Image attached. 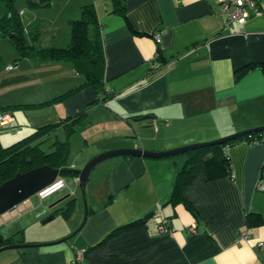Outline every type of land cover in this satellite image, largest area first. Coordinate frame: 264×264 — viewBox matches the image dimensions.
I'll return each mask as SVG.
<instances>
[{"label":"crops","instance_id":"crops-1","mask_svg":"<svg viewBox=\"0 0 264 264\" xmlns=\"http://www.w3.org/2000/svg\"><path fill=\"white\" fill-rule=\"evenodd\" d=\"M120 2L124 15L113 10L111 0L16 4L24 24L36 30L39 45L61 47L70 41L68 20L92 3L100 25L105 88L114 95L91 106L95 91L84 87L48 105L12 109L51 100L79 86L83 77L66 61L19 58L11 43L0 39V112L9 110L13 116L0 125L1 146L84 109L79 130L69 137V148L79 144L77 157L69 160L68 151L73 169L107 150L164 151L264 126V14L223 27L215 0ZM5 9L0 7V13ZM158 48L164 62L156 67ZM136 114L153 119L129 118ZM58 133L63 139L64 130ZM227 155L230 177L197 178L184 189L196 215L168 201L185 162L181 153L119 156L97 164L84 186L83 225L77 175L58 176L53 188L60 190L46 205L26 200L20 213L0 219V240L49 243L80 229L54 245L4 249L0 264H264V142L239 143ZM69 202L64 226L41 225L42 216ZM62 207L53 210V217ZM148 213L144 226L91 247L109 231ZM162 220L170 232L157 231ZM33 225L36 230L28 231ZM243 231L246 238L240 237ZM78 250L86 253L73 263Z\"/></svg>","mask_w":264,"mask_h":264},{"label":"trees","instance_id":"trees-1","mask_svg":"<svg viewBox=\"0 0 264 264\" xmlns=\"http://www.w3.org/2000/svg\"><path fill=\"white\" fill-rule=\"evenodd\" d=\"M5 4V11L0 13V39H7L17 51L19 58H37L40 60L66 61L72 64L76 71L83 77V82L64 93L37 104L19 105L16 108L41 107L64 98H67L84 87H92L95 91V99L89 104L103 103L111 98L105 88L104 67L105 58L94 6L85 3L80 7L79 15L68 20L70 29V41L61 47H43L38 43L36 30L29 29L23 22L15 0H0ZM32 6H47L50 0H27ZM113 10L124 15L120 0H111ZM164 62L160 49L153 59L156 67ZM84 109L76 115L68 116L58 122H51L34 128L26 136L7 145H0V184L14 176L17 172H25L35 167L48 165L57 169H64L61 175L75 176L67 162L69 151V137L77 132L86 115ZM141 114L131 115L129 118L138 119ZM64 130V138L57 136V130ZM251 131L236 138L223 142L204 145L188 149L181 153L185 156L184 165L177 171L174 184L169 197V203L182 204L196 215L193 206L183 197V191L194 179L211 181L219 177L232 175L230 159L227 156L228 148L239 143H255L260 140V132ZM71 170V171H68ZM71 210V203L60 208V213L67 217ZM149 213L127 224L109 231L99 242L91 247H100L109 239L124 231L140 228L145 225ZM248 225L251 223L247 220ZM22 243V239L15 241L12 237L0 240L1 245ZM86 251L84 250V255Z\"/></svg>","mask_w":264,"mask_h":264},{"label":"water","instance_id":"water-1","mask_svg":"<svg viewBox=\"0 0 264 264\" xmlns=\"http://www.w3.org/2000/svg\"><path fill=\"white\" fill-rule=\"evenodd\" d=\"M153 119L152 115H144L139 118L140 122L148 121ZM264 130V126H259L247 130L238 131L236 133L230 134L228 136L205 141L199 143H193L184 145L181 147L164 150V151H149V150H142L138 148H119V149H112L107 150L102 153L97 154L93 158H91L82 168L80 169H73L72 171L77 175L78 185L81 188L82 194L84 196V186L87 182V179L90 175L92 169L99 164L100 162L114 158L119 156H145V157H165L170 155H177L180 153L185 152L188 149H193L197 147H201L204 145H209L213 143L223 142L229 139L236 138L244 133L251 132V131H258ZM64 169H57L50 167L48 165H42L39 167L32 168L25 172H17L14 174L13 177L5 180L0 184V215L11 209L17 204H20L23 201H26L30 196L41 193L46 190H53L55 187L54 185L57 184L56 179L63 172ZM71 171V170H68ZM53 188V189H52ZM85 206V214L82 220L81 225L84 224L87 216ZM53 218V215H50L46 218L45 221L50 220ZM81 226H79L74 233H76ZM72 233L70 236L62 238L55 242L49 243H12L7 244L4 246H0V252L4 249L9 248H28V247H36V246H48L54 245L60 242H64L69 239L71 236L74 235Z\"/></svg>","mask_w":264,"mask_h":264},{"label":"built area","instance_id":"built-area-1","mask_svg":"<svg viewBox=\"0 0 264 264\" xmlns=\"http://www.w3.org/2000/svg\"><path fill=\"white\" fill-rule=\"evenodd\" d=\"M215 2L217 5V13L223 18V27H229L233 23L243 24L251 16L264 14V6H262L260 0H215ZM154 37L157 42L160 41L158 34H155ZM8 68H12V66L9 65ZM12 119L13 116L9 110L0 112V125L8 124ZM256 142H264V130L260 132V140L255 141V143ZM257 186L262 188L261 184ZM25 208L26 201H23L0 215V219L18 214ZM156 229L159 233H168L171 231L167 225V220L160 221ZM240 237L246 238L247 232L243 231ZM260 245L264 246V242H261ZM83 258L84 251L78 250L75 254L73 263L81 262Z\"/></svg>","mask_w":264,"mask_h":264},{"label":"rangeland","instance_id":"rangeland-1","mask_svg":"<svg viewBox=\"0 0 264 264\" xmlns=\"http://www.w3.org/2000/svg\"><path fill=\"white\" fill-rule=\"evenodd\" d=\"M22 0H15V4H17V5H19V3L21 2ZM4 2H1L0 1V7H2V6H5L4 4H3ZM16 5V6H17ZM5 11V10H4ZM10 44V43H9ZM41 45V44H40ZM55 46H57V45H55ZM60 135V133H58V137H60L59 136ZM62 136V135H61ZM64 136V135H63ZM22 138V137H21ZM74 143H71V145H70V148H69V160L71 159V158H73V157H77V152H79L78 151V149H79V144H77V145H73ZM84 166V165H83ZM82 166V167H83ZM60 176V175H59ZM68 175H61V177H64L65 179H67L68 177H67ZM78 186V185H77ZM62 188V187H61ZM78 188V190L76 191V194H77V196L80 198V200L82 201V206H83V210H82V218H81V221L83 220V217H84V214H85V199H84V196H83V194H82V191H81V188L78 186L77 187ZM60 190V188H57V189H53L52 191H50V190H47V191H45L43 194H41V193H36V194H34V195H32V196H30L27 200H31V201H33V202H35V201H38L39 203H40V205L39 206H43L44 204L46 205L49 201H50V199L52 198V196H54V194H55V192H58ZM47 192H49L48 194H45V193H47ZM65 207L63 204H59L57 207H55V208H59V207ZM54 208V209H55ZM54 209H52L51 210V213H49L48 215H52V213H53V210ZM57 214H56V217L54 216L53 218H51L50 220H48V221H45V223H43V224H41V225H48V226H58V227H62V226H64V224H65V220H69L68 218L70 217H68V218H65L61 213H60V210H57ZM48 215L46 216H42V218L41 219H46L47 217H48ZM71 216H72V218H74L75 217V214H73L72 215V212H71V214H70ZM71 218V219H72ZM41 221H43V220H41ZM38 227V225H36V226H30L29 228H28V231L29 230H31V231H35L36 230V228ZM55 229H60V228H55ZM59 239H61V238H59ZM59 239H56V240H52V241H50V242H53V241H57V240H59Z\"/></svg>","mask_w":264,"mask_h":264}]
</instances>
